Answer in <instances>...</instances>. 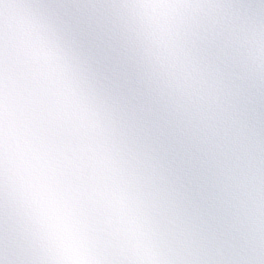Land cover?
Wrapping results in <instances>:
<instances>
[{"label": "snow or ice", "instance_id": "snow-or-ice-1", "mask_svg": "<svg viewBox=\"0 0 264 264\" xmlns=\"http://www.w3.org/2000/svg\"><path fill=\"white\" fill-rule=\"evenodd\" d=\"M0 264H264V0H0Z\"/></svg>", "mask_w": 264, "mask_h": 264}]
</instances>
